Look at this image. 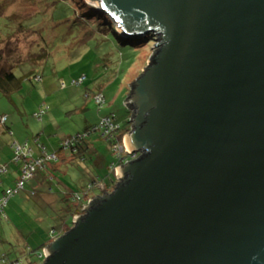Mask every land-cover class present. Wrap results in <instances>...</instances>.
Returning a JSON list of instances; mask_svg holds the SVG:
<instances>
[{
	"label": "water",
	"instance_id": "obj_1",
	"mask_svg": "<svg viewBox=\"0 0 264 264\" xmlns=\"http://www.w3.org/2000/svg\"><path fill=\"white\" fill-rule=\"evenodd\" d=\"M155 36L133 82L138 156L40 264H264V0H90Z\"/></svg>",
	"mask_w": 264,
	"mask_h": 264
},
{
	"label": "rangeland",
	"instance_id": "obj_2",
	"mask_svg": "<svg viewBox=\"0 0 264 264\" xmlns=\"http://www.w3.org/2000/svg\"><path fill=\"white\" fill-rule=\"evenodd\" d=\"M89 7L97 9L98 4L90 0H0L2 66H12L20 77L34 68L43 76L42 81L28 76L22 88L9 98L0 91V116L15 112L23 124L29 121L44 133V138H55L52 140V151L60 148L61 140H69L78 134L85 135L87 131L95 129L102 116L108 113L115 112L124 125H129L132 111L126 100L131 94L133 82L149 64L154 51L153 39L142 38L144 41H141L138 36L129 37L121 33L117 26L115 30L110 28V36H107L108 32L101 23L111 21L110 17L105 21ZM92 13L95 16L86 15ZM7 20L14 24V28L7 26ZM22 22H25L24 30L20 27ZM45 48L50 53L47 60L40 68L33 67L31 57H38ZM84 75L87 77L85 82H74ZM104 94L107 103L100 108L95 98ZM45 108L47 113L42 118L35 116ZM11 122L12 119L7 125ZM126 137L125 140L122 137L123 145ZM87 142L91 143L92 148L82 153L61 149L56 156L48 152L49 159L63 157L59 162V171L54 173L56 180L50 183L52 187L45 185L49 190L52 188L55 195L60 194L58 199L54 198L52 205L43 204L40 193L31 189L38 173L30 176L25 189L15 198L12 197L16 201L23 196L25 201L19 199L17 205L24 202L23 206L28 209L25 212L19 210L24 212L20 213L16 206L11 220H7V210V218L3 216L2 219L11 230L4 232L10 238H13V234L15 238L17 234L24 239L26 237L27 245L36 251L25 255L16 240H12L23 255L21 259L25 264L45 260V257H39V249L42 243L49 242L50 237H57L52 234L53 227L58 229L59 234L62 225L68 222V208H75L80 203L73 198L76 192L84 194V188L97 179L102 184L110 185L114 176L113 164L117 163L111 146L100 132H91L82 144L86 146ZM22 158L26 161L30 159L28 155H22ZM10 167L12 173L13 166ZM100 194L102 189L95 185L92 195L96 197ZM85 197L88 201L89 196Z\"/></svg>",
	"mask_w": 264,
	"mask_h": 264
},
{
	"label": "trees",
	"instance_id": "obj_3",
	"mask_svg": "<svg viewBox=\"0 0 264 264\" xmlns=\"http://www.w3.org/2000/svg\"><path fill=\"white\" fill-rule=\"evenodd\" d=\"M93 13H99L103 18H105V21L107 20L108 17H110L107 13L105 12H102L101 10H99L98 8L96 9L95 7H89ZM86 14L88 16H95V14ZM108 16H107V15ZM109 19V18H108ZM111 21H108L107 22H104V23H101L102 25H104L105 29L107 30L108 34L107 36H110L109 33H110V28H113L115 30V23L112 21L113 19L110 17ZM0 22L2 23V19L0 18ZM8 24L7 26L11 25L12 28L13 27V23L10 21H8ZM100 24V25H101ZM108 25V26H106ZM111 26V27H110ZM21 29L24 30L25 28V22H22L21 25H20ZM118 34V33H117ZM9 35L5 36V37H8ZM12 36V34L10 35ZM141 38V41H144V40H150V39H153L154 40V43L156 42L155 40V36L152 34V33H148L146 36H138ZM144 40H143V39ZM4 41V40H3ZM1 42V41H0ZM2 43V42H1ZM132 45H134L133 43H131ZM140 44V46L142 45V43H138ZM2 48H0V91L1 93L6 96V97H10L12 95H14V93L18 92L22 86H23V81L24 79L28 78V76H30L29 78L32 79L34 77V80H38V81H42L43 80V76L41 74H39L37 72V68H34L32 71H30L27 75H24V76H17L16 75V72H15V68H13L12 66H8V67H4L2 66V59H3V55H2ZM50 53L48 52V50L45 48L44 49V52H41L39 54L38 57L36 58H32L31 57V61H33L31 64L32 66H37L38 68H40L44 63L45 61L47 60L48 58V55ZM39 78V79H38ZM86 75L80 77L78 80H75L74 82H78V83H83L85 82L86 80ZM104 93V92H103ZM97 95V93L95 94V96ZM105 96V94H104ZM95 101H96V98H95ZM97 103V102H96ZM107 103V98L105 96V103L104 104H98L100 106V108H103ZM47 113V109L45 108L44 110L41 111V113H35V116L38 117V118H42L43 115ZM2 116H4L5 118V121L2 122ZM1 117H0V124H2L3 126H6V130L8 132V134L13 137L14 134H13V128L10 126V125H7L8 124V115L7 114H3ZM106 116H111V118L113 119L114 121V124L118 125V129L114 132H112V137H107L103 134V129H99L97 127L96 130L93 128V130H89L86 132L85 135H82V134H78L77 136H75L74 138H71L69 139V144L66 143L68 141V139H65V140H61L59 142V145H60V148L53 151L52 154H56V156H58V153L60 152L61 149H71L74 153H82V152H85L86 149L89 147V145H91V143H86V146H84L82 144V142L88 138L91 134V132H100L101 133V136L103 137L104 140H106V142L111 146V149L112 151L114 152L115 156H116V159H117V163L113 164V173H114V176L113 178L111 179V183L110 185H106L105 184V187L107 189L108 192H111L114 187H115V184L117 183V176H116V168L118 166H120L121 164H123V161L120 160V155L114 150V147H115V144H122V137H123V133L124 132H129L131 130V121L129 123V125H124L118 118L117 114L115 112H112V113H108L106 115H103L102 118L100 119V121L106 117ZM72 141V142H71ZM12 148H13V152H14V156H13V160L14 161H21L22 163V172H21V175L19 176V178L17 179V181L15 182L14 186H8L6 188H4L1 192V196L2 198L6 195L7 192H9V190L12 191V194L11 196H9L8 200H7V203L4 205V206H1V211H0V215L1 216H7L5 214V212L2 210V208H6L8 206V203L9 201L11 200L12 197H14L15 195H17L18 193H20V191L22 189H25L26 187V183L27 181L25 182L24 184V187L23 188H19L18 187V182L19 180L22 178V175H23V168L25 166V160L22 158V155H24L26 152H29V156L30 159L26 161V164L29 163L31 164L30 166H33L34 167V175L37 174L39 172V168H42L43 166H46L47 164V161L45 160V156L48 155V152H47V147L45 144H41L39 143V147L41 149V153L43 154L42 156L39 155V156H35L31 151L28 150V148L26 146H23L22 143L18 142L16 139H12ZM19 146H22V149L21 151H17V147ZM90 149V148H88ZM18 156H21V158L19 160L18 159ZM43 159V161H41L39 163L38 160H41ZM8 166L7 164L5 163H2L0 162V176L3 175V174H6V172H8ZM95 183V182H94ZM94 183L90 184L92 186V188H89V186L87 188L84 189V194H82L81 192H76L75 195H73V198L75 201H80V203L75 207V208H68V210L70 211V214L67 218L68 222L66 221L62 227H61V232L58 234L57 232V228L53 227V231H52V234L53 236L55 237L57 235L60 236L62 235L63 233L67 232L68 230L71 229V227L73 226V221L74 220V217L78 214H82L84 213L83 211V206L84 204L87 203L86 201V197L85 195L89 196V199L91 197H94L92 195V189H93V185ZM91 192V193H90ZM10 194V193H9ZM77 196H80L79 199H76ZM1 199V198H0ZM56 237V238H57ZM53 238H51L52 240ZM51 241L45 243L43 246H41V248L39 249L40 252H39V257L40 258H44V256L42 255L43 254V249L48 245V243H50ZM34 252H36L34 250ZM0 258L2 259H5L7 262L10 261V258H8V256L6 255H3V256H0ZM40 263V260L38 261H35V262H30L29 264H39ZM25 264V262H24Z\"/></svg>",
	"mask_w": 264,
	"mask_h": 264
},
{
	"label": "crops",
	"instance_id": "obj_4",
	"mask_svg": "<svg viewBox=\"0 0 264 264\" xmlns=\"http://www.w3.org/2000/svg\"><path fill=\"white\" fill-rule=\"evenodd\" d=\"M0 98H2V95L0 94ZM2 116V115H1ZM0 116V117H1ZM18 114H15V112H13L12 114L8 115V122L9 120L12 119V122L10 124V126L13 128V134L14 136L11 137L7 130H6V126H3L2 124V128H0V162L7 164L8 166V172H6V174H3L0 176V198H2V190L8 186H14L15 182L17 181V179L19 178V176L21 175L22 172V163L21 161H14L13 160V156H14V152H13V148H12V139H16L18 142L22 143L23 146H26L28 148L29 151H31L35 156H39V155H43L41 153V149L39 147V143L41 144H45L47 147V152H53L52 150L53 147L52 145V140H55V138H44V133L40 132L38 129H36L35 127H33L29 121H25V123L23 124L21 122V120L18 117ZM88 148H92L91 145H89ZM45 160L47 161L46 166H43L42 168H39V172L37 174V176L35 177L34 180H36V182L33 184L31 189H34V191H37V193H40V198L43 204L45 205H52L54 201V198L58 199V196L60 197V194L55 195L52 192V188L49 190L48 188L45 187V185H49L51 186V182H55V175L54 173H57L59 171V162H61V159L63 157H58L57 160L55 159H48L47 155L45 156ZM50 160H55L54 162H50ZM102 161V160H100ZM16 165H13V163ZM10 163V165H8ZM10 166H13V170L12 173H10ZM94 186H98V187H103L105 186V184H102L100 180H94ZM27 185V184H26ZM87 188V187H85ZM84 188V189H85ZM106 188V187H105ZM93 191V189H92ZM57 196V197H56ZM18 197V196H16ZM15 198V197H14ZM14 198H11V200L8 203V206L6 208H2V210L7 213L8 210V219L7 220H11L15 213L14 211L17 210L16 206L18 207V210H23L24 212L28 209L26 207L23 206L24 202H20V206L17 205V202L19 199H21L22 201L24 200L23 196H20L19 198H17L18 200L14 201ZM38 205V203L36 204ZM1 209V207H0ZM23 211H19L20 213H24ZM3 216L0 215V256L6 255L8 256V258H10V261L8 262H12L15 261L17 259H21L23 255H21L18 252V249L16 248V246L19 244L20 248L22 249V252L27 255V254H31L34 251V248L30 245H27L26 243V237L25 239L20 236L19 234H17L16 238L15 235L13 234V238L11 237H7V232L5 233L4 231L10 228L6 227L7 223L3 222ZM7 218V216H6ZM14 229V228H13ZM58 231V230H57ZM16 240L17 245L12 243V240ZM49 241L51 240V237L48 239ZM44 245V243H42ZM41 245V246H43ZM44 251V249H43Z\"/></svg>",
	"mask_w": 264,
	"mask_h": 264
},
{
	"label": "built area",
	"instance_id": "obj_5",
	"mask_svg": "<svg viewBox=\"0 0 264 264\" xmlns=\"http://www.w3.org/2000/svg\"><path fill=\"white\" fill-rule=\"evenodd\" d=\"M96 102L98 104H104L105 103V96L104 95L98 96L96 98ZM96 127L99 128V129H103V134L105 136H107V137H112V135H113L112 132L113 131L115 132L118 129V125L114 124V121L111 118V116L104 117L97 124ZM95 130H96V128H95ZM127 134L123 135V140H125V137H126ZM66 143L69 144L70 143L69 140ZM126 143H124V145L118 143V144H115V147H114V150L120 155V160H122L123 163L126 162V161H129L131 159H134L135 157L138 156L137 153L133 152L131 149L128 148ZM21 149H22V146L17 147V151H21ZM26 153L24 155L25 156L26 155L29 156V152H26ZM52 155H54V154H52ZM20 158H21V156H18L17 160H19ZM47 158L49 159L50 156L47 155ZM38 161L40 163L41 161H43V159L38 160ZM25 162H26V160H25ZM30 165L31 164L27 163V165H25V167L23 168L22 178L19 180V182L17 184L19 188H23L25 182L30 179V176L33 177V175H34V172H35L34 171V167L30 166ZM117 168H116V176H117ZM89 188H92V186L90 185ZM11 194H12V191L9 190V192H7L6 195L3 198L0 199V207L4 206L7 203V200L9 198V196H11ZM79 198H80V196H77L76 199H79ZM93 199H94V197H91L90 199H88L86 204L91 202ZM0 211H1V209H0ZM42 255L45 257V252L44 251H43ZM0 264H24V261L22 259H17V261L15 260V261H12V262H7L5 259H1L0 260Z\"/></svg>",
	"mask_w": 264,
	"mask_h": 264
},
{
	"label": "bare ground",
	"instance_id": "obj_6",
	"mask_svg": "<svg viewBox=\"0 0 264 264\" xmlns=\"http://www.w3.org/2000/svg\"><path fill=\"white\" fill-rule=\"evenodd\" d=\"M97 4V3H96ZM127 146H128V148H130V146H129V143L127 142Z\"/></svg>",
	"mask_w": 264,
	"mask_h": 264
},
{
	"label": "flooded vegetation",
	"instance_id": "obj_7",
	"mask_svg": "<svg viewBox=\"0 0 264 264\" xmlns=\"http://www.w3.org/2000/svg\"><path fill=\"white\" fill-rule=\"evenodd\" d=\"M107 190V189H106Z\"/></svg>",
	"mask_w": 264,
	"mask_h": 264
}]
</instances>
